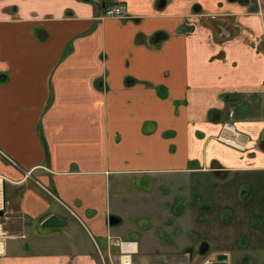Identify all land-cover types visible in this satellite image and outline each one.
<instances>
[{"label": "crops", "instance_id": "obj_1", "mask_svg": "<svg viewBox=\"0 0 264 264\" xmlns=\"http://www.w3.org/2000/svg\"><path fill=\"white\" fill-rule=\"evenodd\" d=\"M261 142L264 0H0V264H246Z\"/></svg>", "mask_w": 264, "mask_h": 264}, {"label": "rangeland", "instance_id": "obj_2", "mask_svg": "<svg viewBox=\"0 0 264 264\" xmlns=\"http://www.w3.org/2000/svg\"><path fill=\"white\" fill-rule=\"evenodd\" d=\"M233 183V180L231 182H229V184H232ZM235 183L236 184H233V186H238L239 184H241L242 182L238 181V180H235ZM251 189L252 192L247 195V196H244V194L249 190ZM110 192H111V199H112V202L113 204L115 203V200L117 201L119 199V195L116 197H114V195L116 193H118L117 191V188L114 186V184L111 185V188H110ZM264 192V182H257L256 184H254V189L252 187V185H249V184H243L240 186V189L238 191V195L237 197H235V200L236 201H239L242 205H248V204H251L253 205L254 207H256L257 209L258 208H262V206H264V196H261V194ZM7 195H8V190L6 191ZM128 199H129V196H126ZM149 200H153L152 197H149L148 198ZM147 199V200H148ZM146 198H142L141 200H139L138 202L134 203V205L136 207L138 206H141V204L143 203H147V200ZM259 201L261 202V204L259 203ZM204 204H202L203 206ZM180 204H179V201L178 199H175L173 205H172V208L173 209V213L175 215H178L181 210H182V207H179ZM215 209H218L216 205H213L212 206V210H215ZM227 213H229L228 211H222L220 214H219V217L220 219H226L227 218ZM230 214H232V211H230ZM222 223H226V221H221ZM247 226H248V223H254L255 224V229L257 230H263L264 229V218L263 217H258L257 215L255 217H253L251 220L249 221H245L244 222ZM129 225L133 223H128ZM130 225V226H132ZM143 225V223H142ZM127 229H128V226H127ZM251 235V234H250ZM122 239L124 240H132V239H126L125 237H121ZM135 239V238H134ZM246 241L248 240V237L245 238ZM242 242L246 244H248V241L245 242V240H242L239 244H241ZM255 254L257 257H255ZM237 256V253H234V257ZM199 257L197 253H195L194 255V258H197ZM241 259H243L242 257L239 258V260H237V263L236 264H243V262L241 261ZM245 261L247 262L246 264H264V251H260V252H257L255 250H250V252L246 255V258H245ZM231 264H234L235 260H231L230 261Z\"/></svg>", "mask_w": 264, "mask_h": 264}, {"label": "built area", "instance_id": "obj_3", "mask_svg": "<svg viewBox=\"0 0 264 264\" xmlns=\"http://www.w3.org/2000/svg\"><path fill=\"white\" fill-rule=\"evenodd\" d=\"M105 17H113V18H118L122 19L124 18V11L123 7L121 4L114 5L106 9ZM227 127L229 131L232 130V126H225ZM5 178L0 177V211L3 213L2 216L0 217V242L3 240L7 239L9 237V232L7 230L8 223L10 222V213L8 212V207H7V201L5 200ZM109 242L112 244V242H115V244L119 245L120 249V256H119V264H132V259H131V252L133 248V244L131 242H125L116 239H113L111 237L108 238ZM97 250H99L97 248ZM99 254V252H98ZM101 257V255H99ZM109 260L110 257H108ZM102 261V258H101ZM102 264L103 263L102 261Z\"/></svg>", "mask_w": 264, "mask_h": 264}, {"label": "water", "instance_id": "obj_4", "mask_svg": "<svg viewBox=\"0 0 264 264\" xmlns=\"http://www.w3.org/2000/svg\"><path fill=\"white\" fill-rule=\"evenodd\" d=\"M2 212L0 211V217L2 216ZM116 219L112 218L110 219V224H116ZM64 223L59 222L56 217H49L46 219L43 223V227H58V226H63ZM207 251V247L201 246L199 249L200 254H204ZM206 264H227L226 257L225 256H217L214 258H211L208 263Z\"/></svg>", "mask_w": 264, "mask_h": 264}, {"label": "flooded vegetation", "instance_id": "obj_5", "mask_svg": "<svg viewBox=\"0 0 264 264\" xmlns=\"http://www.w3.org/2000/svg\"><path fill=\"white\" fill-rule=\"evenodd\" d=\"M122 5V7H123V11H124V18H122V19H124V20H127V19H129V16L127 15V13L125 12V6H124V4H121ZM214 21V20H213ZM215 25H217L216 23H215ZM220 28V27H219ZM198 254L200 255V253H199V251H198ZM205 256V255H204Z\"/></svg>", "mask_w": 264, "mask_h": 264}, {"label": "trees", "instance_id": "obj_6", "mask_svg": "<svg viewBox=\"0 0 264 264\" xmlns=\"http://www.w3.org/2000/svg\"><path fill=\"white\" fill-rule=\"evenodd\" d=\"M260 145H261V146H264V142H261Z\"/></svg>", "mask_w": 264, "mask_h": 264}]
</instances>
